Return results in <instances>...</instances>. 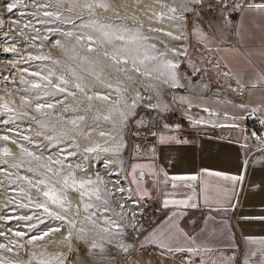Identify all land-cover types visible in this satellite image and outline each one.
<instances>
[{
	"label": "rangeland",
	"instance_id": "rangeland-1",
	"mask_svg": "<svg viewBox=\"0 0 264 264\" xmlns=\"http://www.w3.org/2000/svg\"><path fill=\"white\" fill-rule=\"evenodd\" d=\"M216 1L218 0H201L200 4L189 5L194 11L182 12L186 0H104L109 5L107 10L95 7L86 9L83 7L86 2L94 4L95 0H62L63 18L75 20L77 28L73 29L71 24L60 25V27L65 30H72L77 35H93L97 40L95 47L101 54L104 51L111 52V46L101 45L98 33L92 29L79 28L82 22L89 23L92 19H95L98 23H111L113 26L127 25L133 28L136 24H142L143 33L150 37L149 43L156 45V52L166 53L164 58L158 57L156 61H146L145 64L139 65L140 72L117 73L110 66L101 69L98 66L90 65L87 60L83 59L85 56L96 55V52L87 53V41L83 42V46H81L72 38L65 42L63 48H55L48 41L38 40L32 42L25 39L24 36L19 35L18 30L23 28L24 23L31 17L28 15L21 17L20 12L28 13L35 9L31 7L21 8L14 9L13 13H7L6 4L10 3L11 0H0V19L4 20L3 26L0 27V97L17 110V115L13 117L14 123L7 125L0 123V136L9 135L11 137L8 141L0 140V149L6 147L14 154L13 156L4 157L0 153V169H8L10 172H18L21 175H32L26 172L29 167L28 158H25L23 168L19 170L9 167L12 163L19 162L21 145L36 155H43L44 160L41 163H44L49 155L55 157L58 148H64L68 152H76L75 157H68L65 172L67 171V164H71L75 170V165L80 163L85 171L75 170L78 178L90 177L95 179L96 175L99 174L109 189L117 183L125 189L123 193L107 197L108 211L101 210L102 201H96L94 197L90 201L85 196L82 202L78 192L69 190L70 208L66 206L65 209H61L50 202L48 204L50 209L60 212L66 217V220L58 221L45 215L43 217L45 224L40 225L41 229L59 227L60 231L51 233L34 245H28L26 243L27 237H25L24 240L20 241L23 247L15 248L11 253L0 252V255L10 260L19 261L21 264H39L41 260L57 264V261L63 259L67 252L81 249L109 253L119 259V263H123L121 261L126 257V252L147 226L148 213L151 207L150 203L145 201V196L141 198V192L136 190L137 185L131 183L132 166L140 165L137 161L144 158V144H146L144 140L141 141L138 129H140L142 121L145 118H150L153 113H177L180 106L174 100H178V96L199 95L204 92L203 82L206 77L204 74L200 76L198 66L191 63L197 60L196 56L201 55L192 38L195 33H204L206 30V26L209 25L207 18L211 16L207 13L206 7ZM45 2L55 4L56 0H45ZM23 3L30 5V0H23ZM165 5L177 8L176 19L157 20L156 13L163 12L165 17L172 15ZM70 7L73 8L71 12L68 11ZM77 17H80V19ZM14 20H18L20 23L18 25L13 24L12 21ZM212 24L214 25V23ZM56 26L55 24L48 25V27ZM37 27L41 26L37 25ZM149 28H159L164 31L150 32L148 31ZM25 32L27 35L34 34L31 29H25ZM166 32H171L174 36H180L181 39L174 40L167 36ZM43 34L41 33V35ZM49 35L51 40L66 39L59 34ZM32 43H35L37 47H31ZM115 43L119 44L121 42L117 41ZM11 45H15L17 51L5 52L4 48ZM173 48L182 54L173 53L170 50ZM28 53L51 55L53 58L59 59L60 63L53 65L51 61H30L28 63H17L15 68L10 66L9 61H19L21 56L27 59ZM165 59L171 60L177 67L172 70L162 67ZM41 64L54 69L58 75H64L70 81L67 87L70 91L76 92V95L73 97L58 94L55 99L62 101V103L56 104L54 109H45L43 113H37L31 107L20 106L21 95H26L22 89L26 86L20 84L21 73L18 69L28 68L30 71H36L38 70L37 66ZM127 67H132L131 62ZM193 69H197L195 73H192ZM73 71L76 73V77L79 78V82L85 87L87 94L93 96L91 101H87L84 94L72 86L76 82L72 75ZM145 71L149 72L150 75L142 74ZM171 72H175L177 87H172ZM89 73H92V75H89ZM24 75L29 78L27 74ZM97 75L99 79L94 78ZM4 76H8L9 81H14V83L3 81ZM129 76L132 78L129 79ZM106 84H111L112 88H106ZM116 89H119V91H116ZM95 93L108 95L109 98L107 100L97 99ZM137 94H139L138 100H136ZM134 100H136L135 107H133ZM179 100L182 99L179 98ZM48 102L54 101L49 100ZM65 107L67 111H65ZM24 111H27L29 115H18ZM122 113L125 115H121ZM109 114H111V119L104 120L103 117ZM32 116H35L41 123L46 124L47 127H41V123L32 120ZM80 116L84 117L83 121L78 120ZM97 116H100L98 121L96 120ZM6 119H9V116L0 114V121ZM73 119L78 120L76 126L71 123ZM8 129H12V131H7ZM101 131L107 135L101 136ZM37 133L40 134L37 135ZM25 135L30 137L29 141L23 139ZM50 135L59 137L62 142L57 144L56 147L47 148L45 151L44 146L49 144L45 137ZM192 135L197 136V134ZM13 140L16 143H13ZM52 143L56 144V141ZM76 145L79 147L77 148ZM95 145L108 148L110 151L90 153L87 154L88 159H85L83 149ZM121 145L122 147H119V151H117L118 146ZM105 160L112 161L107 168L104 165ZM5 161L7 162L5 163ZM31 166L34 169L37 167L35 162ZM139 170L141 168H137L135 172L137 178L138 173H140ZM38 171L41 178L51 175L47 174L43 168H39ZM57 179L59 178L52 177L51 183L55 184ZM56 186L59 187L58 184ZM20 187L27 188V185L21 181L9 185V179L6 178L3 172H0V215L41 214L42 210L17 207V204L22 200L19 194ZM100 187L103 194L104 185ZM129 189H131V192H129ZM32 192L34 199L44 200L41 193L35 192L34 189ZM13 198L16 203H9ZM84 203H92L93 207L85 211ZM121 205H124V207H121ZM133 212L135 213L134 221L131 218ZM92 213H95V215H92ZM87 217H90V219H87ZM27 223L15 219L8 221L7 224L0 221V225H4L3 230L5 232H7L8 227H12L14 230L28 231ZM104 229L108 230L105 231ZM36 231L33 230V232ZM69 233H71V236H69ZM8 236L13 240L18 239L12 236L11 233H8ZM0 243H7V240L0 237ZM93 244L96 245L95 248L92 247Z\"/></svg>",
	"mask_w": 264,
	"mask_h": 264
},
{
	"label": "crops",
	"instance_id": "crops-1",
	"mask_svg": "<svg viewBox=\"0 0 264 264\" xmlns=\"http://www.w3.org/2000/svg\"><path fill=\"white\" fill-rule=\"evenodd\" d=\"M233 1L234 42L226 23L210 14L204 33L192 38L205 90L174 100L177 114L202 122L197 136L157 133L155 160L137 161L140 192L148 193L151 207L123 263L78 249L57 264H264V160L245 163L250 144L240 125L247 114L264 123V9L250 7L264 0ZM217 172L223 175H212ZM241 175L242 182L224 179ZM188 176L196 180H173Z\"/></svg>",
	"mask_w": 264,
	"mask_h": 264
},
{
	"label": "snow or ice",
	"instance_id": "snow-or-ice-1",
	"mask_svg": "<svg viewBox=\"0 0 264 264\" xmlns=\"http://www.w3.org/2000/svg\"><path fill=\"white\" fill-rule=\"evenodd\" d=\"M201 0H186V3L183 5L182 12H190L194 11L189 5L193 4H200ZM61 4L62 0H56V3L53 4L51 2H45V0H30V5H26L23 3V0H11L10 3L6 4V11L7 13H13L14 9H27L29 7L35 9L34 11L25 13L23 11L20 12V16L24 17L25 15L30 16L31 18L27 20L26 23H24L23 28L19 29V35L24 36L25 39L30 40L32 42L42 40V41H48L52 44L55 48H63L66 41L71 40L74 38L77 42V44H80L83 46V42L87 41L86 51L87 53H93L96 52L95 56H85L83 59L87 60L88 63L94 67H100L101 69L105 66H110L114 68V70L117 73L124 72H140L141 69L139 65L145 64L146 61H156L158 57L164 58L166 56V53L164 52H156V45L154 43H149L150 37L145 35L143 33V25L142 24H136L135 27H129L127 25L125 26H113L111 23L105 24V23H98L95 19H92L89 23L82 22L79 25V28L81 29H92L94 32L98 33L101 45H109L112 48V51H104L102 54L99 52V50L95 47L97 40L93 37V35H77L72 30H65L60 27V25L64 24H71L73 29L77 28V24L75 20H66L63 18V12L61 10ZM167 10L172 15H168L165 17V13L160 12L156 13V18L158 21L163 20L167 18L168 20L176 19V13L177 8L173 6H167ZM74 7V5H73ZM86 9H93L95 8H103L105 10L108 9L109 5L104 2V0H95V3H85L83 5ZM250 7H256L257 9H264V4H258V5H252ZM69 12L73 11V8L70 7L68 9ZM91 15V13H90ZM80 19V17H77ZM13 24H19L20 21L14 20L12 21ZM4 24V20L0 19V27H2ZM55 24L56 27H48V25ZM37 25H40L41 27H37ZM25 29H31L32 35H27L25 32ZM150 32H162L163 29L159 28H149ZM198 31V30H197ZM41 33H44L41 35ZM56 35L59 34L60 36L66 38L65 40L61 39H55L51 40L50 35ZM167 36L174 40L181 39L180 36H174L171 32L165 33ZM7 35V33H5ZM121 42L119 44L115 42ZM131 45V46H130ZM31 47H37L35 43H32L30 45ZM42 47V45H41ZM173 53L176 54H182L179 53V51L175 48L170 49ZM5 52H16L17 49L15 45H11L4 48ZM156 53V54H152ZM30 61H51L53 65H57L60 63L59 59L53 58L51 55L46 54H40V55H34L32 53L27 54V59H25L23 56L20 57L19 61H9V64L12 68L16 67L17 63H28ZM109 61L111 62L109 64ZM131 62L132 67L128 68V64ZM38 70L36 71H30L28 68H21L18 69V71L21 73L20 75V84L25 85L22 89L26 95H21L20 101L21 107H31L34 109L37 113H43L45 109H54L56 104L62 103L60 100H56L55 97L59 95H71L75 96L76 92L70 91L67 87L70 83L68 79L65 78L64 75H58L56 71L52 68H47L45 65L41 64L38 65ZM162 67H165L169 70L175 69L177 65L173 63L171 60H164ZM24 74H27V77ZM144 75H150L149 72L145 71L142 73ZM163 74V73H162ZM73 77L76 79V82L73 83V87L84 94L85 99L87 101H91L93 99L92 95H88L85 91V87L82 85L81 82H79V78L76 77V73L72 72ZM89 75H92V73H89ZM95 79H99V76H95ZM129 79L132 77L129 76ZM171 79H172V87H177V79L175 72H171ZM3 81L5 82H12L9 81L8 76L3 77ZM167 82V81H165ZM106 88L111 89V84H106ZM116 91H119V89H116ZM95 96L97 99H103L107 100L109 98L108 95H104L101 93H95ZM139 99V94H137L136 100ZM49 100H52L54 102H48ZM136 100L133 101V107H135ZM153 107H155L153 105ZM207 111V109H205ZM65 111H67V108L65 107ZM0 114L9 116V119L2 120L0 123H3L5 125L14 123L13 117L17 115V110L12 107V105L4 101L2 97H0ZM20 116H28L29 113L27 111H24L22 113H19ZM125 115V114H121ZM100 119V116L96 117V120L98 121ZM104 120L111 119V114L106 115L103 117ZM32 120L36 121L37 123H41L37 120L35 116H32ZM79 121H83L84 117L80 116L78 117ZM77 119H73L71 123L73 126H76L78 123ZM201 121H193V123H200ZM41 127H47L46 124L41 123ZM167 127V125H166ZM7 131H12V129H8ZM40 133H37L39 135ZM101 136L107 135L105 132H100ZM11 137L9 135H3L0 136V140L8 141ZM23 139L25 141H29V136H23ZM45 139L49 141L48 145L44 146V150L46 151L49 147H56L57 144L61 143L59 137L57 136H46ZM165 138L161 137V142H164ZM56 141V144H53L52 142ZM13 143H16L15 140L12 141ZM179 142V141H177ZM186 142V141H185ZM264 143V141H262ZM78 148L79 146L76 145ZM119 147L117 148V151H119ZM110 151L108 148H101L99 145H95L92 147H86L83 149L84 152V158L88 159V155L90 153H96V152H108ZM0 153L4 157L13 156L14 154L10 152L8 148L0 149ZM76 152H68L64 148H58L56 152V156L53 157L49 155L47 157V160L44 161V163H41L42 160H44L43 155H36L34 152L29 151L27 148H25L23 145L20 146V156L18 158L19 162L12 163L9 165L10 168L14 169H21L23 168L25 158L27 159V163L29 167L26 169L27 173H31L32 175H21L18 172L13 173L8 171V169H0V172H3L6 175V178L9 179V185L15 184L17 181L24 182L27 185V188L20 187L19 188V194L22 197V200L20 203L17 204V207L19 208H35L38 210H42L40 215H19V216H4L0 215V221L5 222L7 224L8 221H11L13 219L17 221H26L28 222L26 224V227L28 231H21V230H14L12 227L7 228V232L3 230L4 225H0V237H3L5 240H7V243H0V252H8L11 253L14 251L15 248L23 247V244L20 243L21 240H24L25 237L26 243L28 245H34L37 241H41L48 237L53 232L60 231L59 227H47L46 229H41L40 225L45 224V219L43 218L45 215L49 218L58 220V221H64L66 220V217L62 215L60 212L54 211L50 209L48 206L49 202L52 205H55L61 209H65L66 206L68 208L71 207V202L68 200V191H74L78 192L79 196L81 198V201L83 202V198L85 196L88 197V199L91 201L93 197L96 201H102V211H108L107 205H108V196H114L117 193H123L125 189L123 186L117 184H114L111 189L108 188L105 181L100 177L99 174L96 175L95 179H92L90 177L88 178H78L75 174V170L79 171H85L83 166L80 163H77L75 165V170L73 169L71 164H67V171L65 172V165L68 157H75ZM7 161H5L6 163ZM33 162L36 163L37 167L34 169L31 165ZM112 163L111 160H105L104 165L107 168L108 165ZM143 166L141 165H133L132 166V184H137V191H140L139 184L137 182V177L135 175L136 169L141 168ZM39 168L45 169V172L47 174H51L50 176H47L46 178H41V174L38 171ZM212 175L215 176H221L223 174L217 172L212 173ZM14 177V179H13ZM37 177V178H33ZM52 177H57L56 183H51ZM192 180L195 181V176H188V177H173V180ZM224 179L231 180L233 183L237 181H243L244 176H224ZM59 185L57 187L56 185ZM101 185H104V191L103 194L101 192ZM175 186V185H174ZM35 190V192H39L44 197V200L41 201L39 198L34 199V194L32 190ZM129 192H131V189H129ZM141 198L148 195L147 192H141ZM190 199V198H189ZM24 201H27L26 203ZM170 201H165V206ZM174 203H182L186 204L187 201H173ZM9 203H16L15 199L9 201ZM194 206V205H193ZM92 203H84V209L87 211L88 209L92 208ZM121 207H124V205H121ZM92 215H95V213H92ZM132 220H135V213H132ZM87 219H90V217H87ZM260 219H264V217H260ZM35 221V222H33ZM107 222V221H106ZM71 223V221H69ZM19 228V225L17 226ZM119 227V226H118ZM33 230H37L36 232H33ZM107 231L108 229H104ZM8 233H11L12 236L18 238L17 240H13L8 236ZM30 233H33L30 235ZM69 236H71V233H69ZM164 246V245H162ZM93 248L96 247L95 244L92 245ZM166 247V246H165ZM127 250V249H125ZM172 249H169L171 251ZM176 251H184L183 248H177ZM187 251L194 252L195 250L192 248H188ZM0 264H21L19 261L10 260L3 255H0ZM39 264H51L50 261H39Z\"/></svg>",
	"mask_w": 264,
	"mask_h": 264
},
{
	"label": "built area",
	"instance_id": "built-area-1",
	"mask_svg": "<svg viewBox=\"0 0 264 264\" xmlns=\"http://www.w3.org/2000/svg\"><path fill=\"white\" fill-rule=\"evenodd\" d=\"M206 11L210 13L217 14L219 21L226 23L227 33L226 37L229 42H234V22L235 19L231 16V13L234 10V1L233 0H218L214 3L209 4L206 7ZM220 21V22H221ZM213 65H216L218 68H221V65H217L214 61H209ZM193 65L197 66L196 62H191ZM198 68V67H197ZM192 73H195L197 69H193ZM199 75L201 73L199 71ZM165 113H153L150 118H145L140 125L138 132L141 135V141L144 140L146 144L144 148L145 159L155 160L153 155V150L155 149L156 140L155 136L158 131H164L167 133H173L177 137H182L183 135L188 134H197V129L202 126V122L193 123V121H200L198 119H193L191 117L182 116L177 113L169 114L166 117ZM167 125V127H166ZM242 126L245 138L249 142V146H244L245 163H253L258 158L264 160V123L258 122L253 119L250 114H247L243 122L240 123ZM148 203V198L145 199Z\"/></svg>",
	"mask_w": 264,
	"mask_h": 264
},
{
	"label": "bare ground",
	"instance_id": "bare-ground-1",
	"mask_svg": "<svg viewBox=\"0 0 264 264\" xmlns=\"http://www.w3.org/2000/svg\"><path fill=\"white\" fill-rule=\"evenodd\" d=\"M208 14H215V13H210V12L208 11ZM160 132H164V131H158V133H160Z\"/></svg>",
	"mask_w": 264,
	"mask_h": 264
},
{
	"label": "trees",
	"instance_id": "trees-1",
	"mask_svg": "<svg viewBox=\"0 0 264 264\" xmlns=\"http://www.w3.org/2000/svg\"><path fill=\"white\" fill-rule=\"evenodd\" d=\"M167 115H169V112L164 114L165 117H166Z\"/></svg>",
	"mask_w": 264,
	"mask_h": 264
}]
</instances>
